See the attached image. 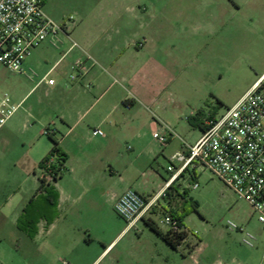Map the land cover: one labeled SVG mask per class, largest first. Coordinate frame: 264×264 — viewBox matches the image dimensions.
<instances>
[{
  "label": "rangeland",
  "instance_id": "1",
  "mask_svg": "<svg viewBox=\"0 0 264 264\" xmlns=\"http://www.w3.org/2000/svg\"><path fill=\"white\" fill-rule=\"evenodd\" d=\"M41 1L51 20L66 24L69 45H78L73 54L90 49L104 89L112 83L109 94L137 102L130 109L120 105L107 119L104 141L93 140L83 155L68 149L66 170L82 158L93 160L94 168L110 160L118 172L112 191L97 197L94 213L82 195L58 212L45 193H37L43 176L39 163L52 147L44 131L54 129L52 121L59 125L60 113L73 110L65 97L98 93L80 79L71 82L74 71L66 66L59 77L47 78L53 85L39 83L60 43L34 50L23 74L0 65V95L8 94L15 104L28 95L14 115V127L0 133V264H182V255L197 264H264V224L208 171L186 172L169 191L172 198L178 191L180 198H161L143 216L166 233L161 221L170 214L169 204L182 209L188 237L177 251L143 222L124 230L126 223L110 205L111 193L122 189L119 175L135 180L139 194L156 193L170 177L169 160L161 153L177 152L200 134L189 119L198 111L203 120L220 116L264 72V0ZM152 122L164 130L158 133L176 135L171 143L161 146L153 139ZM152 150L160 155L149 160ZM60 181L62 187L69 183ZM228 222L253 234L254 248L244 246L242 234L229 231Z\"/></svg>",
  "mask_w": 264,
  "mask_h": 264
},
{
  "label": "built area",
  "instance_id": "2",
  "mask_svg": "<svg viewBox=\"0 0 264 264\" xmlns=\"http://www.w3.org/2000/svg\"><path fill=\"white\" fill-rule=\"evenodd\" d=\"M69 33L66 24L58 25L45 14L41 0H0V65L11 73L23 74V63L35 49L47 43L55 47L61 43L60 36L69 37ZM76 47L78 45L73 43L72 48ZM86 56V60L73 65L71 82L83 80L88 75L87 63L96 65L89 55ZM47 78L42 81L53 85L54 81ZM85 86L90 88L91 84L86 82ZM20 106L21 103L15 104L8 94L0 95V132ZM167 132L168 135L154 133L152 136L161 146H167L176 136L172 131ZM91 134L105 137L100 129ZM44 135L53 136L54 131L46 130ZM169 163L170 177L160 193L146 199L134 190H127L115 201L113 210L126 223L127 229L135 227L165 197V190L186 172L198 170L208 171L219 179L239 200L246 202L258 222L264 224V72L233 106L220 116L206 118L198 140L176 153ZM197 187V183L192 186L193 189ZM161 223L172 234L183 230L171 214H166ZM227 229L241 233V243L254 248L256 237L253 234L233 222H228Z\"/></svg>",
  "mask_w": 264,
  "mask_h": 264
},
{
  "label": "crops",
  "instance_id": "3",
  "mask_svg": "<svg viewBox=\"0 0 264 264\" xmlns=\"http://www.w3.org/2000/svg\"><path fill=\"white\" fill-rule=\"evenodd\" d=\"M256 8L259 9V6H257ZM60 38H61V43H60L61 48L57 49L56 54H54V62L50 66L48 71L44 74V77L42 78V80L46 76L49 77L54 73H58V77H59V73L61 72V71L59 72V70H62L63 67L66 66V69L72 70L73 65L77 61H84L87 58L86 55L88 54L91 55L90 54L91 51L89 52L90 49L84 50L82 48H80L79 53L73 54L74 48H72V45L71 46L69 45V42L71 40V33H69V37L67 35L62 34ZM47 44H44L42 46H45V45L50 46L49 44L48 45ZM42 46H40L39 48H41ZM25 62H26V59L23 63V66L25 65ZM87 68H88V75L82 81H84V83L86 82L90 83L93 86V89L95 88L94 91L98 93L97 96L90 95V94H84L83 96L65 97L63 99V102L70 103V106L73 107V110L64 111L63 113H60V115L57 117V119L60 120L59 125L53 121L51 122V124L54 127V129L52 130L54 131V134H55L54 136L56 137L57 135H61V139L59 140L60 147L66 153V155H69L68 149H71V148L77 149L80 155H83L87 144H90V142H92L93 140L97 138H100L101 140L104 141L106 138V135L103 138L93 137L91 132L95 129H100L105 134L103 127L106 126L107 119L113 116L116 112H118L120 105L124 106L125 109H130V107H132L137 102L136 100L132 98L119 95L117 93L109 94L112 88V83L108 87H106V89H104L105 87L104 85L106 83L105 78L102 77L101 74L95 73L94 71L95 67L91 66L90 62L87 63ZM69 75L70 74L66 72L65 77L68 78ZM37 85L35 87H37ZM26 97L21 102H23L26 99ZM83 109H86V110L83 111ZM14 123H15V120L13 117L0 133L9 132L12 129V127H14ZM150 129H151L152 135L154 133H158L159 131L156 123H153V122L150 124ZM199 131H200V134L197 136V138L193 139L188 144L183 143L181 145L180 147L181 150L174 152V153H167V151H163L161 154L164 156L165 159H168L170 161V159L176 153L184 151L185 146H191L198 140V138L201 136V133H202V130L199 129ZM159 132L163 133L164 130L161 129V131ZM171 142H172V139H170L169 143ZM159 155H160L159 152L152 150L147 154V157L150 160L152 158L158 157ZM106 163L107 164L100 165L98 168H94L93 160L82 158L77 161L76 167H72L66 170L62 180L68 178L69 183L67 182V184H65V186L63 187L60 185V182H61L60 180L57 183H54V187L56 189V192L58 193L56 211L62 212L61 209L64 207L65 209H69L72 205L77 204L78 200L80 199L82 195L84 197H88V201H89L88 203L90 204L91 210H93V213H94V211L98 209L97 197H101L106 191H112V188H113L112 186L116 184V182L113 181V177L118 172L109 166L110 163H112L110 160L106 161ZM107 166L109 168H107ZM107 169H108L109 175L107 174ZM118 178H119L118 182L122 184V189L118 193H113V192L111 193L110 205L112 208H113L115 201L127 190H134L139 194L138 190H136L133 187L135 180L123 177L121 175H119ZM165 182L166 181H164V184L153 195H149V194L142 195L141 193L140 195L146 199L152 198L154 195L160 193L164 189ZM176 183L173 184V189L175 188ZM175 192L176 194L171 199V201L175 200V198H180L179 192L176 190ZM169 210L172 212L179 213L181 208L176 210L173 207L171 208L169 204ZM147 220H151V219H144V217H142L135 224V226L138 225L139 222H143L145 224V221ZM58 221H59V217L50 226V228L51 229L55 228ZM124 230H128L127 226ZM82 240L83 239L78 240V243L81 244ZM194 248L192 249V251H190L189 254L193 252ZM182 256H183L182 264L187 263L189 261H190V264H197L195 260L186 259L184 255ZM210 264H224V262L214 260Z\"/></svg>",
  "mask_w": 264,
  "mask_h": 264
},
{
  "label": "trees",
  "instance_id": "4",
  "mask_svg": "<svg viewBox=\"0 0 264 264\" xmlns=\"http://www.w3.org/2000/svg\"><path fill=\"white\" fill-rule=\"evenodd\" d=\"M203 113L202 111H198L195 117H191L189 119L190 123L193 126L198 127L200 130H203ZM214 116H210L213 118ZM55 135V134H54ZM48 136L49 140L52 143V147L49 153L41 160L39 163V169L43 172V176L40 179V186L38 188L37 193H45L46 201L48 202L51 208L56 210L58 193L55 191V187L51 185L50 181L47 178H50L51 182L57 183L61 180L66 172V162L68 161V157L66 153L61 149L59 141L55 136ZM173 189V185H171L168 189L165 190L164 198L172 199L169 191ZM54 197V201L49 199L50 197ZM183 199V198H181ZM182 210V209H181ZM171 216L176 219L179 223V228L183 229L181 233L172 234L170 232H162L155 221L147 220L145 221V225L155 233L158 237H160L167 245H169L173 250L177 251V248L180 244L188 237V232L183 224V216L178 212L170 211Z\"/></svg>",
  "mask_w": 264,
  "mask_h": 264
}]
</instances>
